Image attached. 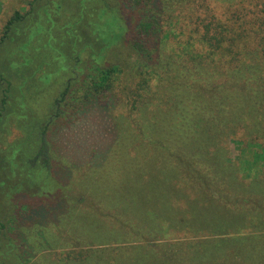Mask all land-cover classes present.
<instances>
[{"label": "trees", "instance_id": "16d2710c", "mask_svg": "<svg viewBox=\"0 0 264 264\" xmlns=\"http://www.w3.org/2000/svg\"><path fill=\"white\" fill-rule=\"evenodd\" d=\"M37 1L29 0L28 9L13 11L0 26V127L14 117L13 110H19L20 119L26 116L36 83L48 82L52 76L37 77L36 72H29L34 58L51 63L50 54L30 55L34 28L27 22L37 16L35 26L42 29ZM246 1L107 3L100 10L101 24L96 29L97 62L85 68L81 85H74L76 78L69 80V87L56 99L52 116L57 123L68 116L74 122L70 124H76L80 115L90 116L91 111L112 112V108L121 106L119 95L124 97L129 90L127 95L133 98L130 115L143 116L138 131L150 149L158 150L156 155L162 160L160 164L155 160L160 169V183L155 187L163 201L153 209L160 219L151 220L153 226L156 221L159 226L157 238L179 239L180 235L197 233L194 237L209 240L216 238L211 236L213 233L221 234L218 241H207L211 247L204 248L198 257L188 241L183 243L178 250L179 260L193 264H261L260 256L246 250L256 246L226 237L228 232L264 227V222L257 220L259 214L257 219L247 220L240 204L264 206V1L256 5L258 11L244 6ZM0 3L6 8L7 0ZM120 43L137 60V74L129 87L131 79L125 76L123 66L101 64L107 62L108 54L115 55ZM90 44L86 49L90 50ZM77 61L81 62L79 58ZM49 128L46 126L41 134L47 147ZM224 138L238 147L228 159L221 156ZM17 152L13 150L9 159L14 161ZM164 157L167 162H163ZM146 177L151 179V174ZM17 185L9 191L19 192L29 184ZM256 190L262 199L259 195L248 196ZM220 193L225 203L219 208L214 200L218 202ZM199 197L211 198L213 204L197 205L196 201L202 200ZM36 209L21 206L8 225L18 218L29 223L28 213ZM201 238H196L197 242ZM227 249L235 250L238 257L229 259ZM152 259L166 264L154 256L149 262Z\"/></svg>", "mask_w": 264, "mask_h": 264}, {"label": "rangeland", "instance_id": "374dc122", "mask_svg": "<svg viewBox=\"0 0 264 264\" xmlns=\"http://www.w3.org/2000/svg\"><path fill=\"white\" fill-rule=\"evenodd\" d=\"M113 1L38 0L35 6L42 29L35 26L37 16L27 22L34 28L30 55L50 54L51 62L31 58L29 72H36L37 77L50 73L52 76L48 82L36 83L37 90L33 89L30 95L32 107L24 118L18 116L19 110H13L14 117L0 127V264H160L153 259L149 262L153 256L160 262L164 259L166 264H193L179 260L178 250L184 242L190 243L198 257L204 248L211 247L207 241L213 243L221 237L213 233L211 236L216 238L205 240L191 233L180 235L179 239L157 238L159 226L157 221L153 226L151 220L160 219L153 209L163 201L155 187L160 183L155 160L159 164L162 160L156 155L158 150L150 149L138 131L143 116L130 115L133 98L127 95L129 90L124 97L119 95L121 106L112 108V112L91 111L90 116L80 115L76 124H70L74 122L68 116L63 123L52 117L56 99L69 87V80L76 78L74 85H81L85 68L97 62L94 55L99 50L96 29L101 24L100 10ZM261 1L264 0H247L244 6L258 11L256 5ZM28 2L7 0L6 8L0 3V13L4 12L0 14V26L13 11L28 9ZM44 9L49 13L45 14ZM86 44L92 46L90 50ZM120 44L115 55L108 52L107 62L101 64L121 65L125 76L131 79L137 74V60ZM134 80H129L128 87ZM48 125L49 147L41 136ZM223 141L221 156L228 159L238 147L225 138ZM15 149L18 152L12 161L9 157ZM163 162H167L165 157ZM9 174L14 176L7 178ZM146 174H151L150 180ZM16 184L29 185L22 186L19 192H10L9 189L18 188ZM256 195L262 199L257 190L248 196ZM223 196L220 193L218 202L214 200L218 207L225 203ZM198 199L202 200L196 201L197 205L213 204L211 198ZM240 204L247 220L257 219L259 214L257 220L264 222V213L260 212L264 206ZM23 205L37 208L28 213L29 223L18 218L9 226L11 217ZM259 227L228 232L226 237L256 246L246 250L260 256L264 264V227ZM196 238L201 239L197 242ZM234 251L227 249L229 259L238 257Z\"/></svg>", "mask_w": 264, "mask_h": 264}]
</instances>
